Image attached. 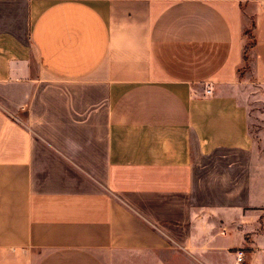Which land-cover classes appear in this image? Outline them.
<instances>
[{"label": "crops", "instance_id": "0c3cea01", "mask_svg": "<svg viewBox=\"0 0 264 264\" xmlns=\"http://www.w3.org/2000/svg\"><path fill=\"white\" fill-rule=\"evenodd\" d=\"M0 264H264V0H0Z\"/></svg>", "mask_w": 264, "mask_h": 264}, {"label": "trees", "instance_id": "16d2710c", "mask_svg": "<svg viewBox=\"0 0 264 264\" xmlns=\"http://www.w3.org/2000/svg\"><path fill=\"white\" fill-rule=\"evenodd\" d=\"M249 22H250V25H249L248 29L247 30H244L241 33V39L243 41V44H242V47H241V54H240L239 66L236 69V74H237L239 80L247 72V71L243 72V71H241V69L243 68V65H245L246 62H248L247 61V54H248V52H250V51L252 52V50H253V44H254L253 43L254 24H253L252 18L249 20ZM248 31H251L250 32V35L248 34Z\"/></svg>", "mask_w": 264, "mask_h": 264}, {"label": "rangeland", "instance_id": "374dc122", "mask_svg": "<svg viewBox=\"0 0 264 264\" xmlns=\"http://www.w3.org/2000/svg\"><path fill=\"white\" fill-rule=\"evenodd\" d=\"M251 19V17L249 18V20ZM250 30V29H249ZM250 32L251 31H248V34L250 35ZM246 42V41H245ZM246 44V43H245ZM251 59H252V52L250 51V52H248V54H247V61L248 62H246V64L245 65H243V68L241 69V71H243V72H245V71H247L246 73V78H249L248 80H247V82L246 83H252V79L250 78L251 77ZM249 90L250 91H252L253 89H252V87H249ZM254 92V91H253ZM252 92V94H253V97H255V95H256V93H253ZM258 96H259V94H258ZM254 100H257V101H255V102H253L252 103V105L254 104V103H256V104H254V108H257L258 107V109H259V105H260V101H259V98L257 97V98H254ZM259 129V125L258 124H255V123H251L250 124V127H249V132H250V135H251V137L254 139L255 138V135H256V132H257V130Z\"/></svg>", "mask_w": 264, "mask_h": 264}, {"label": "built area", "instance_id": "2783aa9c", "mask_svg": "<svg viewBox=\"0 0 264 264\" xmlns=\"http://www.w3.org/2000/svg\"><path fill=\"white\" fill-rule=\"evenodd\" d=\"M209 93H210V91L207 89L206 90V94H209ZM242 259H243V252H242V250H237L235 252V261H236V263H240L242 261Z\"/></svg>", "mask_w": 264, "mask_h": 264}]
</instances>
